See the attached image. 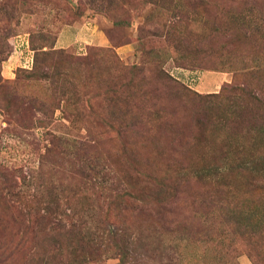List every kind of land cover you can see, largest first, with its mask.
<instances>
[{"label": "rangeland", "instance_id": "1", "mask_svg": "<svg viewBox=\"0 0 264 264\" xmlns=\"http://www.w3.org/2000/svg\"><path fill=\"white\" fill-rule=\"evenodd\" d=\"M263 89L264 0H0V264H264Z\"/></svg>", "mask_w": 264, "mask_h": 264}, {"label": "trees", "instance_id": "2", "mask_svg": "<svg viewBox=\"0 0 264 264\" xmlns=\"http://www.w3.org/2000/svg\"><path fill=\"white\" fill-rule=\"evenodd\" d=\"M260 92L262 96L256 98L259 100L260 104H264V89ZM82 167H85V162L81 165L80 175L83 179H86L85 176L88 175V173L85 169L82 170ZM255 167L256 166L252 167V169ZM235 168L239 167L236 166ZM49 212H51V209L46 208L40 213L41 218H28L33 224L31 230H42L41 227L45 228L48 224H50V228H53V230L56 228H65V224L62 223L61 219L47 218V213ZM72 230L73 228L67 229L66 232H68V235L65 236L64 233L62 234L59 232L51 234L49 237L45 236V238H39L37 240L40 249L38 252L40 258L38 260L43 261L45 264H88L90 261L92 262V251L96 249L95 244L91 239H86L85 234L80 233L78 238L72 236L70 233ZM44 240H47L48 249L43 246ZM69 242L70 244H68ZM88 242L90 244H88Z\"/></svg>", "mask_w": 264, "mask_h": 264}, {"label": "crops", "instance_id": "3", "mask_svg": "<svg viewBox=\"0 0 264 264\" xmlns=\"http://www.w3.org/2000/svg\"><path fill=\"white\" fill-rule=\"evenodd\" d=\"M61 35L58 37V42H60L61 41ZM99 40H100V42H102L103 41V39L102 38H98Z\"/></svg>", "mask_w": 264, "mask_h": 264}]
</instances>
